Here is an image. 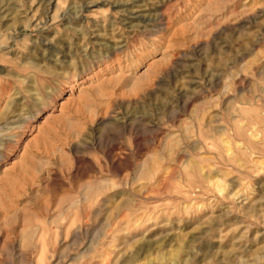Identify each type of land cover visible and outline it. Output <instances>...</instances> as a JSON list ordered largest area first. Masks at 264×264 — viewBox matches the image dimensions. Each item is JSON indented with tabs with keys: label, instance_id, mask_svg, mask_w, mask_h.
Segmentation results:
<instances>
[{
	"label": "rangeland",
	"instance_id": "374dc122",
	"mask_svg": "<svg viewBox=\"0 0 264 264\" xmlns=\"http://www.w3.org/2000/svg\"><path fill=\"white\" fill-rule=\"evenodd\" d=\"M0 9V264H264V0Z\"/></svg>",
	"mask_w": 264,
	"mask_h": 264
},
{
	"label": "bare ground",
	"instance_id": "6f19581e",
	"mask_svg": "<svg viewBox=\"0 0 264 264\" xmlns=\"http://www.w3.org/2000/svg\"><path fill=\"white\" fill-rule=\"evenodd\" d=\"M6 8V7H5ZM4 9V8H3ZM2 9H0V11H1ZM4 12V11H3ZM1 13V12H0ZM3 14V13H2Z\"/></svg>",
	"mask_w": 264,
	"mask_h": 264
}]
</instances>
